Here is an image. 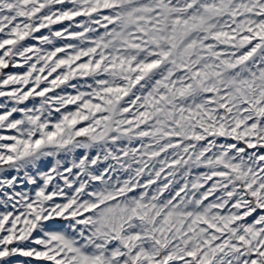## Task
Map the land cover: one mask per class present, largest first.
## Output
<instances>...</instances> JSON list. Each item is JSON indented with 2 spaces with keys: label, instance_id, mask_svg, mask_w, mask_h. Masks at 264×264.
Instances as JSON below:
<instances>
[{
  "label": "snow or ice",
  "instance_id": "obj_1",
  "mask_svg": "<svg viewBox=\"0 0 264 264\" xmlns=\"http://www.w3.org/2000/svg\"><path fill=\"white\" fill-rule=\"evenodd\" d=\"M0 264H264V0H0Z\"/></svg>",
  "mask_w": 264,
  "mask_h": 264
}]
</instances>
